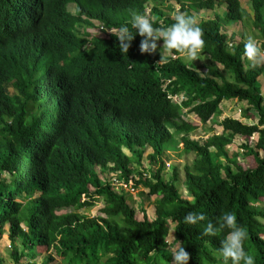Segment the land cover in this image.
I'll return each instance as SVG.
<instances>
[{"label": "trees", "instance_id": "16d2710c", "mask_svg": "<svg viewBox=\"0 0 264 264\" xmlns=\"http://www.w3.org/2000/svg\"><path fill=\"white\" fill-rule=\"evenodd\" d=\"M147 1L0 0V229L9 224L14 264L24 257L36 264L44 249L48 254L41 264L57 256L58 264H170L169 220L190 254L188 264H221L216 249L227 229L210 236L203 228L227 211L247 231L244 250L255 264H264V95L259 85L264 61L247 67L244 42L229 54L217 21L199 26L203 49L215 62L207 73L188 68L181 58L157 64L160 53L141 54L142 37L136 34L122 55L114 35L88 41L78 30L89 19L119 28L131 12L143 14ZM70 2L77 5V15L68 11ZM221 2L228 4L224 23L246 18L239 0ZM251 3L264 51V0ZM205 5L211 3L199 4ZM180 92L187 97L183 103L169 97ZM230 98L246 101L244 116L253 117V110L257 122L226 117L220 123L223 132L192 139ZM186 108L196 114L194 121L183 118ZM238 135L249 141L257 135L253 145L242 146V155L253 162L248 167L228 151ZM176 136L184 152L194 155L185 166L191 199L176 186L178 168L169 180L163 176V156L174 148ZM148 147L158 168L152 179L135 185L159 197L153 221L136 218L127 196L106 176L121 171L128 180L140 173L136 167ZM100 199L104 216L79 212ZM65 208L74 210L59 213ZM189 212L202 213L205 220L185 224Z\"/></svg>", "mask_w": 264, "mask_h": 264}, {"label": "clouds", "instance_id": "9594fccd", "mask_svg": "<svg viewBox=\"0 0 264 264\" xmlns=\"http://www.w3.org/2000/svg\"><path fill=\"white\" fill-rule=\"evenodd\" d=\"M202 1L211 3V6L205 5L204 8H201L199 4ZM239 1L242 8L246 12V18L243 21H231L227 24L224 23V20L228 10V4L226 2H221V0H211L210 2L209 0H170L169 2L168 0H163V2L158 3H155V0H148L145 3L143 14L131 12L130 18L127 23L121 25L119 28H110L105 26L100 20L89 19L90 24H82L78 28V30L83 36H86V39L88 41H92L94 38L108 39L111 35H114L119 42V51L122 55L127 53L130 47V42L133 40L134 34H136L142 37L139 42V51L141 54H152L155 51L160 53V59L157 64L163 65L168 61L181 58V60L187 64L188 68L197 70L201 73H207L209 67L212 64H215V62L213 61L211 54L205 52V50L203 49L204 44H206V40L203 37L202 29L199 26H202V23L204 21H217L220 24V35L226 37L224 43L230 50L229 54H231V52H234V47L237 44H239L240 42H244L243 57L245 63L247 64L249 62L250 65L255 63L258 64V62L260 63V61H264L260 58L261 54H263L264 51H262L261 49L263 40H260L259 30L255 27L254 9L252 7L251 0H249V7L244 3L245 8L242 4V0ZM72 5L74 7L73 12L69 9V7H71ZM218 6H223L224 11L221 14L215 13L213 17H209L205 12H201L204 9L209 10L210 12H215V8H217ZM67 9L73 15H77V5L75 3L70 2L67 6ZM156 9H159L162 12V17H159ZM168 19H171L173 23L168 24L166 22ZM156 22L159 23V26H154L153 23L156 24ZM232 23H234V25L231 26ZM246 23L250 27L253 34L257 33L256 36H244ZM89 28L98 31L103 35L98 36L97 33H95L93 30L89 31ZM238 32H241V35L232 34ZM157 47H161V52L157 49ZM198 58L204 59V61L206 62L205 66H202V64L200 65L194 61ZM183 59L187 62H185ZM216 65L224 73L225 76L228 75L227 72L224 71L220 63H216ZM169 97L176 103H183L187 100V97L183 92L171 94ZM230 101L236 105H241V103L245 102L247 104V108L249 107L246 101H240L237 98L224 99L222 102L228 103ZM222 102L220 103V105L222 104ZM227 105L230 106L229 104ZM224 106L225 105H223V108H225ZM219 108L220 112L216 116H218L222 112V106H219ZM241 108L242 106H237V116L235 115V117H232L227 115L226 117L239 119L240 121L246 123L248 117L244 116L245 112L242 114L243 110ZM247 108H245V111ZM184 111L186 115H188L189 113H193L194 120L196 119V114L194 112H189V108L184 109ZM224 112L226 111L223 110V113ZM216 116H213L211 120H213ZM211 120H209L208 122H210ZM255 122H257V119ZM254 138L255 136L251 137L250 140H254ZM148 149H150L149 153L147 154L149 158V155L152 153V148L148 147L145 153ZM125 150L129 152L128 149H124L125 153H127ZM127 154H130V152ZM148 163L153 167L155 166V164H152L150 159H148ZM139 166L136 168L140 173L132 174L128 180H125L121 177V171L110 172L112 175L107 177L109 178L112 186L115 187L116 191L125 194L127 196V199L128 195L133 194L139 188V186H143L142 184L136 186V181L142 179H152V172L154 168H151V166L149 165L147 169H140ZM157 168L158 167L156 166L155 169ZM122 183L126 184V187ZM118 189H120L121 191H119ZM131 189L134 190L132 191ZM203 220H205V216L202 213L196 212H189L183 217V222L189 225H195ZM225 229H227V232L220 239L219 247L216 249V255L221 264H255L254 257L248 254L243 248V242L247 239L248 235L247 231L244 227L238 225L237 218L234 213L230 211L223 212L219 217H217L215 224L212 222H208L206 224V226L203 228V233L205 235L216 236L217 234L222 233ZM175 237L173 236L175 243L171 244L169 247L171 256L170 264H188L190 254L185 251V247L183 246V244ZM133 259H135V254H133Z\"/></svg>", "mask_w": 264, "mask_h": 264}, {"label": "rangeland", "instance_id": "374dc122", "mask_svg": "<svg viewBox=\"0 0 264 264\" xmlns=\"http://www.w3.org/2000/svg\"><path fill=\"white\" fill-rule=\"evenodd\" d=\"M169 1L170 0H168V2ZM244 3L246 6L249 7V5H250L249 0H242V4L245 8ZM69 9L73 12L74 11L73 5L71 7H69ZM223 11H224L223 6L222 7L218 6L217 8H215V12H210L209 10H205V9L202 10L201 12H205L209 17H213L215 13L221 14V13H223ZM232 25H234V23H232L231 26ZM88 30L90 31L93 29L89 28ZM93 31L95 33H97L98 36L103 35L102 33L98 32V31H95V30H93ZM232 34L241 35V32L232 33ZM248 35L256 36L257 33L253 34L250 27L246 23L245 29H244V36L247 37ZM157 49L161 52V47H157ZM263 56H264V53H263ZM194 61L200 65L202 64V66H205V63H206L204 61V59H202V58H200V59L198 58ZM185 62H187V61H185ZM255 64H257V63H255ZM246 65L247 66L250 65V63L248 62ZM260 81H261L260 86H261L262 94L264 95V74L260 77ZM11 91L13 92V89H11ZM227 104H229L230 106H228ZM223 105H225L224 106L225 108H223ZM221 106H222V108H221L222 112L218 116H216L213 120L208 122L206 125H204V126L200 125L192 133V135H191L192 139L204 141L209 135H211L213 133L218 134V133L223 132V127L220 125L221 121L227 115L232 116V117H235V115L237 116L238 115L237 109H236L237 106H242V108H241L243 110L242 114L245 112V108H247V104L245 102L241 103V105L240 104L236 105L231 101L228 103L222 102L220 107ZM223 110H225L226 112L223 113ZM251 113L253 114V117H251L250 119L248 118L246 120V123H254L256 121L257 113L255 111H251ZM182 114H183L184 119L189 120V121L194 120V114L193 113H189L188 115H186L185 111H184V112H182ZM256 139H257V135H255L254 140H251V141H249L247 139L244 140L239 135L236 136L234 139V142L228 147L229 154L231 156L233 154H239L238 163L242 164L244 167L250 166L253 163L252 159L246 158V157H244V155H242V153H243L242 152V146L244 145V143H249V144L253 145L255 143ZM172 143H174V148L170 149L164 156L166 163H165V170L163 172V176L166 180H169L172 176V171H173L174 167L178 168L179 179L176 182V186L178 187L179 192L181 193L183 198L191 199V197L189 196L188 191L185 187V166L190 165L193 162L194 155L192 153L187 154L184 152L183 144L180 141V137L176 136V139ZM171 146H172V144L169 145L170 148H171ZM125 151L127 152V150H125ZM149 151H150V149H148L147 152L145 153L143 160H142V164L139 166L140 169H147L149 167V165L151 166V164L148 163L149 158H148L147 154L149 153ZM127 153H129V152H127ZM261 156L264 157V153L262 151H261ZM151 168L155 169L156 164L154 167L151 166ZM111 175H112L111 173H107V177L111 176ZM100 176L102 177V174H100ZM2 177L8 178V175L3 174ZM102 179H103V177H102ZM118 190L121 191L120 189H118ZM157 199H159V197L156 195H149V190L147 188H145L144 186H139V188L133 194L128 195V202L135 208L136 218H138L139 220H142L145 215L151 221L156 219L155 201ZM19 200L21 202H26V199L21 198ZM261 205L264 207V200H263V204H261ZM103 207H104V201L100 199L97 201L95 206L82 208L81 210H79V212L84 214V215H87L89 217H95V216H99V215L104 216V214L102 212ZM73 210L74 209H72V208H65V209H61L59 211V213L70 212ZM168 225H169V231H170V234L168 237V243H169L168 249H169L170 245L175 243L174 238H173V236L175 237V233H174V224L172 223L171 220L168 221ZM16 242H17L19 250H22V245L20 244V242L18 240ZM10 245H11V240L9 237V224H6L3 227V229H0V264H14V261L12 260L11 254H10L12 251V249L10 248ZM47 252L48 251L46 249L41 250L40 251L41 256L39 258H37L35 263L41 264L42 261L46 258L47 254H48ZM55 259H56V261H52L51 264H58L59 262H61L60 261L61 258L59 256H57ZM32 262H33L32 260L24 257V258H21V260L18 264H32Z\"/></svg>", "mask_w": 264, "mask_h": 264}, {"label": "crops", "instance_id": "0c3cea01", "mask_svg": "<svg viewBox=\"0 0 264 264\" xmlns=\"http://www.w3.org/2000/svg\"><path fill=\"white\" fill-rule=\"evenodd\" d=\"M260 58H261L262 60H264V56H263V54H261ZM260 82H261V81H260Z\"/></svg>", "mask_w": 264, "mask_h": 264}, {"label": "built area", "instance_id": "2783aa9c", "mask_svg": "<svg viewBox=\"0 0 264 264\" xmlns=\"http://www.w3.org/2000/svg\"><path fill=\"white\" fill-rule=\"evenodd\" d=\"M122 184H124V183H122ZM124 186L126 187V184H124ZM132 191L134 190V189H131Z\"/></svg>", "mask_w": 264, "mask_h": 264}]
</instances>
